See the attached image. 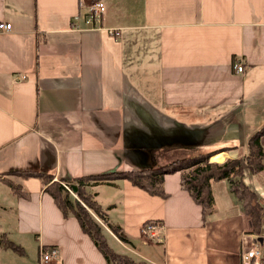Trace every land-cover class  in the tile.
Wrapping results in <instances>:
<instances>
[{
  "label": "crops",
  "instance_id": "crops-1",
  "mask_svg": "<svg viewBox=\"0 0 264 264\" xmlns=\"http://www.w3.org/2000/svg\"><path fill=\"white\" fill-rule=\"evenodd\" d=\"M94 1L0 0V22L12 24L0 33V176L138 172L163 163L154 148L182 140L226 150L211 161L243 158L264 126V0H102L103 22L90 30ZM14 181L27 197L0 186V235L19 255L28 258L32 239L35 264L42 247H58L51 264H109L36 177ZM245 182L263 189L247 172ZM164 188L166 199L127 180L93 186L127 239L104 230L116 253L147 264H242L249 217L227 181L213 183L205 216L179 174ZM149 221L162 243L145 236ZM11 252L0 247V264H21Z\"/></svg>",
  "mask_w": 264,
  "mask_h": 264
},
{
  "label": "trees",
  "instance_id": "trees-1",
  "mask_svg": "<svg viewBox=\"0 0 264 264\" xmlns=\"http://www.w3.org/2000/svg\"><path fill=\"white\" fill-rule=\"evenodd\" d=\"M264 137V126L252 134L248 139V156L245 158L248 167L253 174L264 171V147L262 139ZM157 154L166 155L169 151L179 153L172 159H168L157 167L142 169L138 172L128 171L122 173L103 174L98 176H88L74 178L71 180L53 181V177L47 173L37 172H16L11 175L22 177H36L41 180V184L54 200L57 207L64 216L72 214L80 223L83 232L94 242L98 250L105 257L109 264H147L136 262L128 255L116 253L109 245L104 234V229L89 214L86 208L77 200H73L66 191L63 184L70 186L75 184L77 195L84 205L92 208L94 212L103 220L105 225L119 238L126 242L127 239L121 233V229L110 224L105 211L90 194L87 193L88 182L94 181L92 186L113 185L117 180H127L133 186L146 191L149 195L166 199L164 182L168 175L179 174L181 188L187 192L193 201L202 208V214H210L214 211L215 198L212 185L215 182L227 181L230 192L241 205L243 212L251 218L250 226L254 234H260L262 226L261 209L259 208L256 195L248 188L244 182V166L241 160L228 159L224 163H212L210 158L215 153L207 151L201 146L189 144L188 140H182L177 144H164L154 148ZM168 151V152H167ZM174 156V155H172ZM167 159L166 156L164 160ZM5 176H0L4 179ZM13 195L17 197H27L20 185H14L9 180H4ZM91 186V185H89ZM153 221L146 222L148 224ZM158 223V222H157ZM0 247L4 250H11L16 253H23L21 246L15 244L6 234L0 235Z\"/></svg>",
  "mask_w": 264,
  "mask_h": 264
},
{
  "label": "rangeland",
  "instance_id": "rangeland-1",
  "mask_svg": "<svg viewBox=\"0 0 264 264\" xmlns=\"http://www.w3.org/2000/svg\"><path fill=\"white\" fill-rule=\"evenodd\" d=\"M91 4V3H90ZM95 28H97V27H95ZM90 30H94V28H89ZM248 142V141H247ZM228 151V150H227ZM168 152V151H167ZM175 152V151H174ZM174 152H172V151H169L166 155H161V154H159V155H157V157L158 158H160L159 159V161H161V162H165V161H168V159H172V158H174L175 156H177V155H179V153H174ZM209 152H211V153H215L214 154V156H217V155H219V154H223V153H225L226 152V150L225 149H222V150H219V151H209ZM246 154H245V156L243 157V158H239L238 160H241V162L243 163V166H244V182H245V173L247 172V174L249 175V181H256V180H258V181H260L261 183H260V187L261 188H263V189H260V190H258L257 192H254V190H251L252 188H251V186L249 187L248 186V188L256 195V197H257V201H258V205H259V208L261 209V219H262V226H261V229H260V234H258V235H256V234H254L253 233V231H252V229H251V226L249 225V230H248V232L245 234V239H244V244H243V250L246 252L247 250H249V249H251L252 247L253 248H255V247H258L259 249H261V250H263L264 249V171H262V172H260L259 174H253V172L250 170V168L248 167V164H247V162H246V160H245V158L248 156V143H247V149H246ZM177 154V155H176ZM172 155H174V156H172ZM165 156H166V158L167 159H165L164 160V158H165ZM179 156H181V154L179 155ZM214 156H212L211 158H210V162H212V163H219V164H222V163H224L226 160H228V159H226L224 162H222V163H220V162H217V161H211V159L214 157ZM176 158V157H175ZM162 165V164H161ZM135 172V171H134ZM16 176H19V177H21L22 179H27L28 177H22V176H20V175H11V174H8V175H6L5 177H4V179L5 180H10L11 181V183L12 184H14V185H18L17 183H16V181H14V178H16ZM2 177V176H1ZM7 177V178H6ZM53 177V181L54 182H59L60 181V179L59 178H56V177H54V176H52ZM18 179V178H17ZM40 182H41V180L39 179V178H37ZM117 181H119V180H117ZM5 182V181H4ZM4 182H2L3 184H0V186L2 187V186H7ZM93 182L94 181H90V182H88L87 184H88V187H87V193L88 194H90L92 197V199L94 200V201H96L97 202V200H96V198H95V194L93 193V190H92V188H93ZM114 182H116V181H114ZM246 183V182H245ZM64 185V187H65V189H66V191L70 194V196H71V198L73 199V200H77L78 202H80L85 208H86V210L89 212V214L93 217V219L99 224V225H101L102 227H103V229L104 230H106V228H108L106 225H105V223L103 222V220L94 212V210L92 209V208H89V207H87L86 205H84L83 204V202L81 201V199L79 198V196L77 195V187L75 186V184H71L70 186H68V185H66V184H63ZM89 185H91V186H89ZM100 185H103V184H100ZM250 185H251V182H250ZM8 187V186H7ZM42 187H43V185H42ZM49 186L47 185V187H43L44 189L45 188H48ZM9 188V187H8ZM10 189V188H9ZM263 203V205H262V203ZM98 203V202H97ZM99 204V203H98ZM105 210L103 209V212H104ZM247 217H249V223H250V220H251V218H250V216L246 213L245 214ZM159 225V223H157V222H155V223H152V224H148L146 227H144V232H145V230L146 231H148L149 232V238H150V235L153 233V232H155L156 231V229H157V226ZM151 225V226H150ZM149 226V227H148ZM150 227H153V228H150ZM151 239V238H150ZM260 239L262 240V241H260ZM109 241H110V243L111 244H113L114 245V247H116V249H119L117 246H116V244H115V242L113 241V239L112 238H110L109 237ZM150 241H152V242H154L153 240H150ZM157 243V242H156ZM159 244V243H158ZM34 241L31 239V246H30V248H31V252H29L28 253V258H26V257H24V256H22V255H19L18 253H16V252H14V251H12L11 253L12 254H15V255H19V256H21V264H35V250H34ZM161 247V246H160ZM252 248V249H253ZM150 251H152V250H150ZM263 253V252H262ZM242 257H243V253H242ZM16 258H18V257H16ZM146 263V262H145ZM242 264H245L244 262H242Z\"/></svg>",
  "mask_w": 264,
  "mask_h": 264
},
{
  "label": "built area",
  "instance_id": "built-area-1",
  "mask_svg": "<svg viewBox=\"0 0 264 264\" xmlns=\"http://www.w3.org/2000/svg\"><path fill=\"white\" fill-rule=\"evenodd\" d=\"M104 11H105V5L102 0H96L89 5L88 17L86 20V23L89 25V28H94V30H98L99 27L95 28V24L100 25L103 22ZM9 31H12V24L7 22H0V33H6ZM110 35L118 36V33L115 34L113 31H111ZM233 68L237 74L244 73V69L241 62H235ZM161 230L162 227L158 225L156 231L150 235L151 239L149 238V232L146 230H145V236L148 237L149 240H153L154 242L157 243H162L163 236L161 234ZM252 248L247 250L246 252L243 251L242 261L245 264H264V255L262 251L258 247H255L253 249ZM39 256H40V264H51L53 261L59 259L60 251L56 247H50V248L42 247L40 249Z\"/></svg>",
  "mask_w": 264,
  "mask_h": 264
},
{
  "label": "bare ground",
  "instance_id": "bare-ground-1",
  "mask_svg": "<svg viewBox=\"0 0 264 264\" xmlns=\"http://www.w3.org/2000/svg\"><path fill=\"white\" fill-rule=\"evenodd\" d=\"M223 157V155L217 156L215 159L216 160H222L221 158ZM58 248V247H57Z\"/></svg>",
  "mask_w": 264,
  "mask_h": 264
},
{
  "label": "water",
  "instance_id": "water-1",
  "mask_svg": "<svg viewBox=\"0 0 264 264\" xmlns=\"http://www.w3.org/2000/svg\"><path fill=\"white\" fill-rule=\"evenodd\" d=\"M260 241H262V240L260 239Z\"/></svg>",
  "mask_w": 264,
  "mask_h": 264
}]
</instances>
